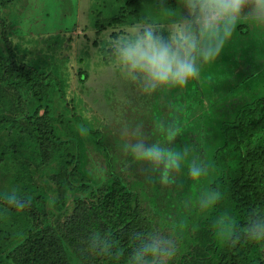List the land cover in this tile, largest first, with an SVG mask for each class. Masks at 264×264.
Returning <instances> with one entry per match:
<instances>
[{
    "label": "trees",
    "instance_id": "trees-1",
    "mask_svg": "<svg viewBox=\"0 0 264 264\" xmlns=\"http://www.w3.org/2000/svg\"><path fill=\"white\" fill-rule=\"evenodd\" d=\"M114 1L119 7L110 21L117 24L164 20L180 3ZM4 46L0 264H134L136 249L157 238L158 223L118 168L111 133L91 129L69 107L67 79L18 61L10 44ZM77 74L85 80L84 71ZM200 99L199 121L184 125L173 113L163 122L171 157L147 160L139 172L154 195V213L186 243L165 264H264V240L248 236L253 223L264 221V67L210 102ZM49 185L57 192L56 213L48 205Z\"/></svg>",
    "mask_w": 264,
    "mask_h": 264
},
{
    "label": "rangeland",
    "instance_id": "rangeland-1",
    "mask_svg": "<svg viewBox=\"0 0 264 264\" xmlns=\"http://www.w3.org/2000/svg\"><path fill=\"white\" fill-rule=\"evenodd\" d=\"M118 7L114 0H0V49L4 51V44H10L18 61L40 63L50 74L68 80L64 83L66 103L75 107L91 129L111 133L118 168L158 223L157 238L168 241L175 256L186 243L173 224L154 213V195L139 173L147 159H138L133 148L137 144L158 148L169 159L170 132L163 122H168L173 113L181 114L184 125L199 121L201 96L210 102L236 80L264 67V24L248 20L237 24L220 55L204 63L195 78L201 91L190 80L182 88L144 94L122 79L113 64L109 42L139 23L111 22ZM145 19L158 22L161 28L167 26L168 18ZM79 70L86 73L84 81L79 80ZM170 127L174 129L172 124ZM85 135L94 137L92 133ZM93 159L102 164L105 161L98 155ZM48 188V205L56 213L51 203L57 192L52 185Z\"/></svg>",
    "mask_w": 264,
    "mask_h": 264
},
{
    "label": "clouds",
    "instance_id": "clouds-1",
    "mask_svg": "<svg viewBox=\"0 0 264 264\" xmlns=\"http://www.w3.org/2000/svg\"><path fill=\"white\" fill-rule=\"evenodd\" d=\"M241 20L264 24V0H180L179 9L169 11L166 27L145 19L109 42L114 67L144 94L182 88L220 55ZM133 153L138 159H165L162 150L141 144ZM191 174L197 177L200 170L192 168ZM248 236L264 240V221L253 223ZM173 254L168 241L146 238L132 259L134 264H165Z\"/></svg>",
    "mask_w": 264,
    "mask_h": 264
}]
</instances>
